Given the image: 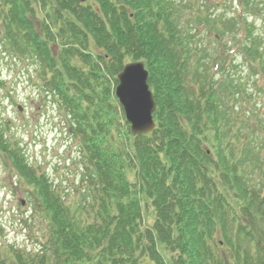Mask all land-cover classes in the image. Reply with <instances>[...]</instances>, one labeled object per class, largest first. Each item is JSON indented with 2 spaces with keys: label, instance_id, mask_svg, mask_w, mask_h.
Masks as SVG:
<instances>
[{
  "label": "trees",
  "instance_id": "trees-1",
  "mask_svg": "<svg viewBox=\"0 0 264 264\" xmlns=\"http://www.w3.org/2000/svg\"><path fill=\"white\" fill-rule=\"evenodd\" d=\"M194 10L174 0H0L4 51L39 62L86 151L92 203L71 209L0 116V153L49 222L40 249L0 250V264H264V142L255 152L242 130L228 135L222 64L212 73L191 62L190 31L211 17ZM243 44L263 62L257 43ZM136 61L157 110L156 129L133 137L115 87Z\"/></svg>",
  "mask_w": 264,
  "mask_h": 264
},
{
  "label": "rangeland",
  "instance_id": "rangeland-1",
  "mask_svg": "<svg viewBox=\"0 0 264 264\" xmlns=\"http://www.w3.org/2000/svg\"><path fill=\"white\" fill-rule=\"evenodd\" d=\"M174 1L188 2L195 10L201 8L199 11L205 10L204 14L211 15L205 17L209 21L205 30L196 26L190 31L191 62L194 68L204 71L213 66L216 71L215 61H226V80L220 91L223 109L228 113L226 130L231 140L240 130L253 137L256 152L255 146L264 142V85L261 75L258 77L260 69L264 71V58L262 63H255L245 52L238 53L232 35L244 41L248 49L257 43L264 57V0ZM189 14L187 10L184 15ZM1 39L0 31V116L8 124L10 141L19 145L32 168L46 174L71 209L90 208L91 192L85 177L89 162L81 141L69 129L57 100L45 99L39 92L41 74L35 56H11L5 52L7 45ZM263 157L264 145L260 158L263 160ZM260 158H256L255 167L261 165ZM28 186L13 161L0 153L1 251L8 252L9 247L15 246L33 253L49 230L48 220L34 208L31 200L34 189Z\"/></svg>",
  "mask_w": 264,
  "mask_h": 264
},
{
  "label": "water",
  "instance_id": "water-1",
  "mask_svg": "<svg viewBox=\"0 0 264 264\" xmlns=\"http://www.w3.org/2000/svg\"><path fill=\"white\" fill-rule=\"evenodd\" d=\"M118 80L116 96L124 109L127 121L131 124L132 135L153 132L156 127L153 114L157 104L148 83L149 71L145 64L143 62L127 64L119 74Z\"/></svg>",
  "mask_w": 264,
  "mask_h": 264
}]
</instances>
